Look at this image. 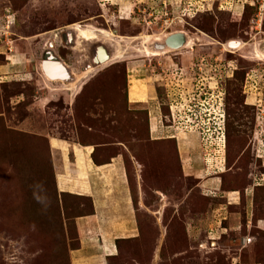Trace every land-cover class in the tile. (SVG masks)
<instances>
[{"label": "rangeland", "instance_id": "obj_1", "mask_svg": "<svg viewBox=\"0 0 264 264\" xmlns=\"http://www.w3.org/2000/svg\"><path fill=\"white\" fill-rule=\"evenodd\" d=\"M102 3L0 0V264H70L96 207L74 147L117 164L91 179L104 264H230L247 240L264 264V0ZM177 31L190 46L155 56L141 38Z\"/></svg>", "mask_w": 264, "mask_h": 264}, {"label": "crops", "instance_id": "obj_2", "mask_svg": "<svg viewBox=\"0 0 264 264\" xmlns=\"http://www.w3.org/2000/svg\"><path fill=\"white\" fill-rule=\"evenodd\" d=\"M102 5L103 6H111L113 5V2H115L117 8L118 13L120 12V14H127L128 11L125 12V10L123 8H121L120 3L124 2V0H102ZM109 4V5H108ZM114 6V5H113ZM128 10V8H127ZM122 12V13H121ZM94 30H98L97 28H94ZM70 154L73 156L74 158V164H76V162L78 163V165H75V167H73V171L74 173L77 175H80V178L83 177L85 180H83L82 182H78L77 185V189H82L84 190L83 192L87 193L86 195L89 196L90 192H93V196H94V201H95V205L96 207H94V212L93 215L85 217L84 219H86L88 222L86 223L85 221H76V226H77V231H78V236H79V245L77 249L71 251L70 255H69V260H70V264H104V259L108 256L111 255V247L110 244L106 245V242L108 241V239L100 238V236H104V230L101 228L103 226H99L98 227V221H103L105 220L108 216L107 213H109V211H106L103 205V202L106 203L107 202V195L105 196L106 198L104 199L103 194L104 191L102 192V187H101V181H96L97 183L100 182V184H95V182L91 179H93V177H95L93 180H95L99 174H102L103 172H109V170H107L110 167H116L117 164H113V163H109V164H105V165H101V166H95L90 162L89 159V152H86L84 154V152L82 150H78L75 147L73 149H69ZM113 162V161H112ZM116 170L118 171V167L116 168ZM98 191L100 193H98ZM84 193V194H85ZM96 222V224L94 225V223ZM89 223V225L86 224ZM102 224V223H100ZM94 225V226H91ZM255 228L258 229V231H261L264 233V219H260L256 222L255 224ZM94 234V237L96 238V245L98 247H101V245L104 246V249H100L97 250L96 248H91V245L93 246V242L92 241H87L88 237L90 238L92 235ZM114 230L112 231L110 237H111V241H114L116 237H114ZM249 243V241L247 240L246 242H244L245 244V256H247V258L245 257V260L242 261L240 260V258H238L237 256H235L236 254H233L229 256L228 262L230 264H257L254 262H251L250 259L253 256V252L247 248L249 244L246 245V243ZM243 243V242H242ZM105 244V245H104ZM243 248V247H242ZM247 248V249H246ZM214 250V249H212Z\"/></svg>", "mask_w": 264, "mask_h": 264}, {"label": "water", "instance_id": "obj_3", "mask_svg": "<svg viewBox=\"0 0 264 264\" xmlns=\"http://www.w3.org/2000/svg\"><path fill=\"white\" fill-rule=\"evenodd\" d=\"M185 43V36L183 32L177 31L172 32L166 35L163 41L160 43H153L152 49L153 51H163L164 49H170L172 51L182 48ZM103 54V50L97 48ZM107 57L104 54V57L100 60H96V62L106 61ZM41 71L51 80H67L69 73L66 71L65 67L59 61H55L52 58H49L41 63Z\"/></svg>", "mask_w": 264, "mask_h": 264}, {"label": "bare ground", "instance_id": "obj_4", "mask_svg": "<svg viewBox=\"0 0 264 264\" xmlns=\"http://www.w3.org/2000/svg\"><path fill=\"white\" fill-rule=\"evenodd\" d=\"M75 28H77V27H75ZM88 29V30H87ZM78 31V30H77ZM77 31H74V33L76 32L77 33ZM86 31L90 34V33H93L94 31H91L90 29H89V27H87L86 28ZM99 31V30H98ZM84 32V31H83ZM79 33V32H78ZM77 33V37H81L82 35H80V34H78ZM99 33L100 34H102L103 36H105V37H108L109 38V34H107V32H105V31H99ZM184 34V33H183ZM84 35V34H83ZM86 35V34H85ZM91 35V34H90ZM184 36H185V43H184V45L182 46V48H188L189 46H190V43H191V40H189L187 37H186V35L184 34ZM166 36H164V35H153V36H145V37H141V38H143V40L144 41H149V40H151V39H155L154 40V42L153 43H161L162 41H163V39L165 38ZM152 43V44H153ZM151 44V45H152ZM238 43H229V47H233V46H235L236 47V45H237ZM144 45H147V47L149 46L148 44H145L144 43ZM240 45V44H239ZM228 46V45H227ZM102 49V48H101ZM144 49V48H143ZM149 49H151V48H149ZM149 49L148 48H146L145 49V51H149ZM168 51H172V50H170V49H164V51H152V49H151V55L152 56H155V53H164V52H168ZM96 52H97V56H98V59L100 60V59H102L103 57H104V55H103V53L101 52V51H99L98 49H96ZM96 52H95V54H96ZM94 54V55H95ZM258 57V56H257ZM93 61V60H92ZM95 62V61H94ZM88 68V67H87ZM87 71V70H86ZM82 74V73H81ZM85 74V73H84ZM79 75V74H78ZM73 76V75H72ZM47 78V77H46ZM74 79V82H76L77 80H79L81 77H76L75 75H74V77H73ZM48 79V78H47ZM50 81V80H49Z\"/></svg>", "mask_w": 264, "mask_h": 264}, {"label": "trees", "instance_id": "obj_5", "mask_svg": "<svg viewBox=\"0 0 264 264\" xmlns=\"http://www.w3.org/2000/svg\"><path fill=\"white\" fill-rule=\"evenodd\" d=\"M91 154H92V153H91ZM91 159H92V160H93V162H94V159H93L92 157H91ZM103 164H105V163H103ZM103 164H97V165H103ZM253 218H254V217H253ZM256 232H259V233H261V231H256ZM261 234H263V233H261ZM255 253L257 254V251H255V252H254V254H255ZM261 257H263V258H264V254H263V253H260V258H261ZM106 258H108V257H106Z\"/></svg>", "mask_w": 264, "mask_h": 264}, {"label": "flooded vegetation", "instance_id": "obj_6", "mask_svg": "<svg viewBox=\"0 0 264 264\" xmlns=\"http://www.w3.org/2000/svg\"><path fill=\"white\" fill-rule=\"evenodd\" d=\"M51 58V57H48V59ZM99 60V59H98Z\"/></svg>", "mask_w": 264, "mask_h": 264}]
</instances>
